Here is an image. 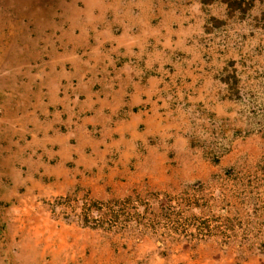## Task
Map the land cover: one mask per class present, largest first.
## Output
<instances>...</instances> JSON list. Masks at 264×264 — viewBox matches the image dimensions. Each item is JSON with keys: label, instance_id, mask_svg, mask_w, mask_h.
<instances>
[{"label": "rangeland", "instance_id": "374dc122", "mask_svg": "<svg viewBox=\"0 0 264 264\" xmlns=\"http://www.w3.org/2000/svg\"><path fill=\"white\" fill-rule=\"evenodd\" d=\"M100 29L154 77L136 175L41 139L36 81ZM0 264H264V0H0Z\"/></svg>", "mask_w": 264, "mask_h": 264}, {"label": "crops", "instance_id": "0c3cea01", "mask_svg": "<svg viewBox=\"0 0 264 264\" xmlns=\"http://www.w3.org/2000/svg\"><path fill=\"white\" fill-rule=\"evenodd\" d=\"M137 39L136 34L100 29L86 43L71 44L48 60L45 82L37 80L34 89L52 110L40 133L54 163L77 171L112 162L113 176L136 175L128 167L148 152V140L159 137L163 128L150 108L154 77L128 58ZM110 51L120 58L111 60ZM59 123L69 127L59 131Z\"/></svg>", "mask_w": 264, "mask_h": 264}]
</instances>
